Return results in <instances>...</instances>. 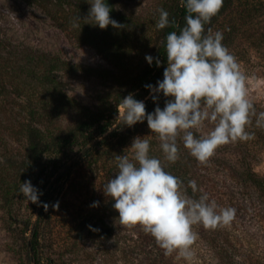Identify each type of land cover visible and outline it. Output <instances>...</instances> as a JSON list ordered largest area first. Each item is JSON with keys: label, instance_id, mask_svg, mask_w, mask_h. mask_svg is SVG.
Returning a JSON list of instances; mask_svg holds the SVG:
<instances>
[{"label": "trees", "instance_id": "1", "mask_svg": "<svg viewBox=\"0 0 264 264\" xmlns=\"http://www.w3.org/2000/svg\"><path fill=\"white\" fill-rule=\"evenodd\" d=\"M33 1L45 7L46 13L63 32L72 35L81 45L94 49L112 69L77 66L30 48H16L13 52H7L0 42V210L3 212L5 229L13 235L24 234L23 237L28 232L22 234L16 226L17 206L26 199L19 191L21 183L31 180L43 196L50 179L63 178L73 170L77 174L71 180L73 182L86 174L99 176L105 168L110 180L118 172L116 155H122L126 144L135 136L151 131L146 120L132 127L123 126L118 116V106L131 93L135 99L145 102L146 113L154 111L157 105L144 86L156 85L158 80L163 79L167 66L166 36L172 31L179 32V27L175 25L183 27L186 15L180 0H157L153 11L143 14L120 8V4L133 0H107L112 9L110 17L124 27L117 29L109 25L106 29H100L93 24L94 21L86 19L90 9L86 0ZM237 1L223 0L220 12L205 28L212 29ZM247 7L244 8L245 13L251 12ZM160 8L167 10L169 19L175 21L174 25L162 30L156 27ZM74 23L79 26L73 27ZM153 29L159 35V42L151 55L159 57L162 63L159 67L155 61L151 66L146 63L135 72L130 55L136 49L149 46L148 39ZM62 71L82 73L103 81L107 87L97 92L95 107L86 106L68 95L59 75ZM20 100L21 105L18 104ZM165 100L161 94L158 101L161 108ZM16 109H20L24 117L11 124L5 123L3 119L17 116ZM67 115L71 117L66 122L64 117ZM192 131L201 136L194 129ZM19 138L25 140V153L12 145V140ZM149 141L150 154L158 158L152 140ZM178 148L179 159L176 163H164L160 159L165 170L184 181V188L192 198L198 199L206 193L220 207L235 208V219L230 225L214 230L202 225L194 226L198 239L193 245L194 256L191 260H186L178 252L166 256L155 239L145 233L141 226H132V239L135 237V240L129 250L120 249L123 257L136 264H264V239L258 241L257 235L248 226L252 220L264 223V177L254 172L245 154L240 159V167L224 168L225 172H221L211 167L212 160L223 164L220 158L213 156L207 162L209 165L200 164L183 146ZM227 179L234 180L236 185L227 187ZM189 180L196 182L197 192L193 193L187 186ZM235 189H240L241 193ZM253 196H256L255 202H251ZM108 203L109 211L115 212L112 207L114 201ZM44 204L46 201L42 204L36 227L30 231V238L27 239L31 260L28 264H41V227L53 213L49 206L45 210ZM121 228L120 222L107 224L101 219L97 224L87 225L85 230L91 236L107 239L115 232H122ZM19 264H25L22 258Z\"/></svg>", "mask_w": 264, "mask_h": 264}, {"label": "clouds", "instance_id": "2", "mask_svg": "<svg viewBox=\"0 0 264 264\" xmlns=\"http://www.w3.org/2000/svg\"><path fill=\"white\" fill-rule=\"evenodd\" d=\"M86 2L90 4L86 19L94 21L100 29L109 25L124 27L110 17L112 9L107 0ZM180 3L186 12L185 24L175 25L179 32L172 31L166 36L167 66L163 79L156 85L144 86L157 106L146 113L145 102L130 93L119 104L118 116L127 127L146 120L152 134H157L167 162L174 164L179 159L177 138L181 137L190 155L205 164L220 146L254 139L255 132L248 130L252 117H256L255 127L264 128V112L257 114L249 100L248 76L223 44V32L213 33L211 28H205L220 12L223 0H180ZM158 12L157 29L175 24L167 10L160 8ZM145 60L150 66L154 61L157 67L162 63L152 55H146ZM161 94L166 98L163 108L158 103ZM206 121L214 125L212 130L206 136L196 135L192 130ZM145 137L133 139L128 148L130 154L116 155L118 172L103 185L104 194L114 201L112 207L118 212L121 225H139L166 256L178 252L191 260L198 239L194 226L213 230L228 226L235 219L236 209L220 207L206 193L198 199L189 196L184 181L166 171L161 160L150 154V141ZM187 186L193 193L198 190L194 180H189ZM19 191L32 203H38L42 195L31 180L21 183ZM98 205L99 201H95L91 207ZM43 206L47 210L48 205Z\"/></svg>", "mask_w": 264, "mask_h": 264}, {"label": "rangeland", "instance_id": "3", "mask_svg": "<svg viewBox=\"0 0 264 264\" xmlns=\"http://www.w3.org/2000/svg\"><path fill=\"white\" fill-rule=\"evenodd\" d=\"M156 2L157 0H133L120 4V8L127 12L137 10L138 14L150 13ZM245 7L251 12L245 13ZM240 13L243 16H240ZM218 30L223 32V44L237 58L241 70L248 76V98L254 104L256 113L264 112V0H238L212 27L213 33ZM150 35L149 46L136 49L130 55L132 70L135 72L147 63L145 56L151 55L159 42L156 30L153 29ZM0 42L5 45L7 52H13L16 48H30L77 66L112 69L94 49L81 45L72 35L63 32L46 13L45 7L33 0H0ZM5 56L8 57L7 54ZM59 75L68 95L92 108L97 104V92L107 87L99 78L88 77L82 73L70 74L62 71ZM18 104L21 105L22 101ZM15 114L17 116L2 119L11 124L24 117L20 109H16ZM70 117L65 116L64 121H69ZM255 121L256 117L253 116L248 128L249 131L255 132V138L247 142L237 141L220 146L214 156L223 160V164L212 160V168L225 172L224 168L240 167V159L245 154L249 157L254 172L264 177V128L255 127ZM213 127L211 122L206 121L199 129L194 130L199 135L206 136ZM143 134L137 136H146V139L152 140L158 159L165 163L157 134H152L151 131ZM133 139L126 144L122 155L130 154L128 148ZM14 140V148L25 153V140ZM177 144L178 147L183 146L182 138H177ZM102 170L99 176L86 174L74 182L71 180L77 176L75 170L71 174L66 173L63 178L50 179L45 195L39 198L40 203L35 206V203L25 199L22 205L17 206L16 226L22 234L24 231L28 232L26 237H23L24 234L13 235L5 229L2 222L3 212L0 210V264H19L20 258L25 264L31 262L27 239L30 238V231L36 227L44 201L53 213L41 227V264H136L125 259L120 250H129L133 245L135 237L132 239L131 227L121 225L122 232H115L107 239L91 236L89 231L85 230L87 225L97 224L101 219L107 224L120 222L118 212L109 211L108 202L111 199L103 191L109 174L106 173L107 168ZM225 181L227 187L233 188L236 185L232 179ZM235 190L241 193L240 189ZM252 198L251 202H255L256 196ZM95 201H99V205L91 207ZM57 203L58 208L54 207ZM248 226L251 232L257 235L258 241L264 239V223L252 220Z\"/></svg>", "mask_w": 264, "mask_h": 264}, {"label": "water", "instance_id": "4", "mask_svg": "<svg viewBox=\"0 0 264 264\" xmlns=\"http://www.w3.org/2000/svg\"><path fill=\"white\" fill-rule=\"evenodd\" d=\"M34 264V263H33Z\"/></svg>", "mask_w": 264, "mask_h": 264}]
</instances>
